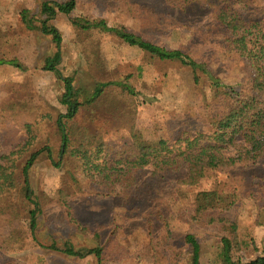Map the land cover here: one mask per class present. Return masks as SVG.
<instances>
[{"label": "rangeland", "instance_id": "obj_1", "mask_svg": "<svg viewBox=\"0 0 264 264\" xmlns=\"http://www.w3.org/2000/svg\"><path fill=\"white\" fill-rule=\"evenodd\" d=\"M42 1L0 0V27L5 32V37L0 39V56L16 57L27 68L19 70L0 65V153L9 152L24 143L28 138L27 125H30L34 136L32 150L51 145L54 157L58 158L62 156V141L55 118L65 111L61 103L64 83L53 72L44 69L46 58L56 50L55 44L49 36L26 28L19 20L23 8L38 13ZM132 1L186 23L201 25L209 21L206 11L184 12L164 0ZM259 3L261 8L248 12L246 16L259 20L264 28V0ZM116 10L102 0H78L75 15L103 18L112 24L125 25L169 48L185 42L179 32L161 27L154 32L146 31L138 20ZM55 24L63 35V58L59 69L64 75H76V79L82 80L88 88L99 79L124 80L131 74L130 83L141 93L133 98L132 104L115 103L114 107L123 108L119 112H112L105 102L101 107L82 110L74 120L79 141L93 149L104 143V149L111 154V151L130 148L125 143L132 123L146 139L151 140L176 137L184 130L200 127L201 104L194 94L192 73L188 69L160 62L147 65L138 48L107 34L81 33L68 17H59ZM94 46L102 60L101 71L87 68L83 62V56ZM221 49L207 51L212 57L216 54L217 59L212 65L220 75L234 84L252 74V62L246 54L226 46ZM139 65L144 67L141 73L137 70ZM258 144L264 148V139H260ZM147 177L144 173L141 175L142 184L147 183ZM30 178L44 207L38 216L35 236L31 235L28 220H24L26 212L22 210L14 225L21 226L26 241L18 252L0 249V264H98L94 255L76 257L50 247L52 244L93 247L98 243L90 232L98 229L102 234V244L106 245L107 258L102 264H191L188 246L181 240L186 233L195 234L198 238L202 264H213L221 237L229 231L221 223L188 222L190 217L187 216L192 202L191 193L211 187L229 193L235 200L232 208L221 216L238 225V238L243 241L238 252L250 257L264 248V157L253 165L218 169L198 186L186 188V196L154 178L151 184L157 187V191L153 198H157L155 205L164 214V221L157 218L155 221L153 237L157 244L154 257L144 249L151 242L144 214L140 212L138 217H127L131 216L130 209H126L127 206L117 196L100 194L103 189L90 181L74 158L68 155L64 168L59 169L43 153L33 165ZM61 190L67 192L74 216L91 230L83 232L68 218L61 204ZM136 197L143 199L134 198V202L143 203L145 199L150 202L143 189L137 190ZM9 229L0 221V237ZM168 232L171 239L166 242L164 238Z\"/></svg>", "mask_w": 264, "mask_h": 264}, {"label": "trees", "instance_id": "obj_2", "mask_svg": "<svg viewBox=\"0 0 264 264\" xmlns=\"http://www.w3.org/2000/svg\"><path fill=\"white\" fill-rule=\"evenodd\" d=\"M102 1L138 20L146 31L167 28L171 32H179L185 42L169 48L125 25L112 24L103 18L76 16L78 0H43L38 13L30 8L20 11L19 20L26 28L49 36L55 44L56 50L46 58L44 69L63 81L61 103L65 111L55 118L62 141L61 157H54L51 145L32 150L34 136L30 125H27L28 138L24 143L9 152L0 153V221L5 223L6 228L10 227L9 232L0 237V249L4 252H18L26 241L21 226L14 225L22 210L26 212L24 220H28L31 235L35 236L38 216L44 207L31 184L30 173L43 153L59 169L64 168L68 155L74 158L90 181L103 189L104 193L100 194L117 196L127 206L126 209H130L131 216L127 217L135 218L142 212L151 236L150 244L144 249H148L153 257L157 244L153 237L155 221L156 218L164 221L163 212L155 205L157 198H153L157 191V187L151 184L154 178L186 196V188L198 186L212 172L237 165H253L264 157V148L258 144L260 139H264V28L259 20L246 16L248 12L261 8L260 0H164L184 12L206 11L209 21L201 25L186 23L167 14L160 15L132 0ZM62 16L68 17L81 33L107 34L138 48L147 65L160 62L188 69L192 73L194 94L201 104L200 127L184 130L176 137L151 140L146 139L132 123L125 143L130 148L111 151V154L104 149V143L93 149L79 141L74 120L82 110L101 107L105 102L112 112H119L123 108L114 107L115 103L132 104L133 98L141 93L130 83L131 74L124 80L99 79L89 84L88 88L82 80L76 79V75H64L59 69L63 58V35L55 24ZM4 37L5 32L0 27V39ZM223 46L246 54L252 62V74L234 84L220 75L212 65L217 59L216 54L212 57L207 51L212 48L219 50ZM83 62L87 68L101 71L102 60L96 46L83 56ZM0 65L27 70L16 57L0 56ZM143 68V65L137 67L139 73L143 72ZM143 173L148 176L145 184L140 180ZM138 189L144 190L145 197L150 198L149 203L147 199L143 203L133 201L134 198L143 199L136 197ZM61 193V204L68 218L83 232L91 230L74 216L67 192L61 190ZM190 198L188 222L221 223L229 231L221 237L213 264H264V248L250 257L238 252L243 244L238 238V225L221 216L235 203L229 193L211 187L192 192ZM99 230L90 232L98 243L93 247L75 248L73 244L63 247L52 244L50 247L76 257L94 255L98 264H102L107 258L106 245L102 244ZM170 235L168 232L165 236L166 242L171 239ZM181 240L188 246L191 264H202L201 245L196 235L186 233Z\"/></svg>", "mask_w": 264, "mask_h": 264}]
</instances>
